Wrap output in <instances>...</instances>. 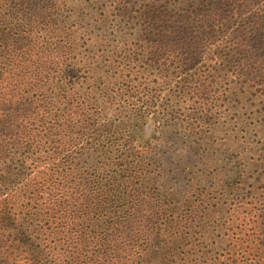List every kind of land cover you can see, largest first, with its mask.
Returning a JSON list of instances; mask_svg holds the SVG:
<instances>
[{"label":"trees","instance_id":"16d2710c","mask_svg":"<svg viewBox=\"0 0 264 264\" xmlns=\"http://www.w3.org/2000/svg\"><path fill=\"white\" fill-rule=\"evenodd\" d=\"M229 128L264 129V0H0V264H264Z\"/></svg>","mask_w":264,"mask_h":264},{"label":"rangeland","instance_id":"374dc122","mask_svg":"<svg viewBox=\"0 0 264 264\" xmlns=\"http://www.w3.org/2000/svg\"><path fill=\"white\" fill-rule=\"evenodd\" d=\"M226 104H228V102H225V105ZM188 109L189 111H191L190 108ZM215 114H216L215 117L221 119H235L238 116V113L234 111V109L231 107L230 104L227 107L223 106ZM254 116H257L255 112L252 114L251 117L254 118ZM232 129L233 128H229L228 130H224V131L219 130L216 133L218 138L217 142L223 145L222 146L223 150H226L228 148L227 151L228 153L221 156V153L219 152L212 166L216 167L218 171H222L223 173H225V171H227V167H225L226 160L239 158L241 164L246 165L247 167L245 169L246 170L245 179L247 181V185L246 187L244 186V190L241 191V194L247 195V193L249 194L253 190L251 186L252 183L256 186L261 185V182L258 181V177L259 178L261 177L260 173L264 174V129L259 134H256L255 132L252 131L246 135V137H248L247 141L250 142H247V144L245 145L247 146L249 145V143H252L251 146H248V148L250 149L249 152L247 148H245V150H242L241 148L237 150L230 149V145L232 141L237 140L238 138L237 135L239 136L241 142H243L244 136L246 134L241 132H238L237 134L236 131L235 130L233 131ZM216 148L221 149V147H216ZM199 167L201 166H198V169ZM198 169H194V171H198ZM256 170H258L259 172Z\"/></svg>","mask_w":264,"mask_h":264}]
</instances>
